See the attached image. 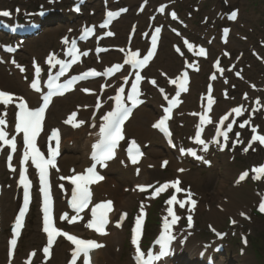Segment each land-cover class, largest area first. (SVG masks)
Instances as JSON below:
<instances>
[{
  "label": "snow or ice",
  "instance_id": "obj_1",
  "mask_svg": "<svg viewBox=\"0 0 264 264\" xmlns=\"http://www.w3.org/2000/svg\"><path fill=\"white\" fill-rule=\"evenodd\" d=\"M79 10V9H77ZM161 11H164L163 7L160 9ZM18 11V10H17ZM0 15L3 16H9L11 15L10 12L8 11H3L0 12ZM108 17H113L115 15H117L116 13H112L109 12ZM236 15L237 13L235 11H233L231 13L230 18L231 19H236ZM173 16H175V13H173ZM87 31H91V30H87ZM160 29L157 28L156 32L159 33ZM109 35H111V33H109ZM155 39L156 37H153V47H155ZM73 43V48L75 47V41L72 42ZM189 48L192 47V45H188ZM9 51H14V49H8ZM201 54L204 53V49H201ZM84 55H87V53H84ZM153 55L152 52H149L148 55L144 56L143 60H133L134 63H138L140 66H143L144 63L149 59V57H151ZM13 63H15V61H13ZM57 63H59L61 65V72L59 74H63L64 69L67 67V64L63 61H57ZM17 67H20L19 65H17ZM21 71H24V69L21 67L20 68ZM37 74L39 73L40 69L39 67H37L36 69ZM58 74V75H59ZM99 75V73L93 71L84 73L80 78H84L86 76H96ZM214 78V77H213ZM77 78L73 77L72 81H69V85H71V83H73ZM143 79V77H141L139 75V73L136 74V80L139 81ZM172 83H175V81H171ZM153 84L156 83V81H152ZM33 88H37L38 89V84L37 82H33L32 84ZM133 93L130 94L128 96L129 100L133 101V105L135 106V104L139 103V101L136 99V96L138 95V87L136 84H133ZM181 90L182 91H187V89L181 85ZM85 91H87V89H85ZM120 92H123V88L120 89ZM161 92H163V89H161ZM20 99V103H19V108H20V114H19V123L16 124V129L17 131H23L24 136H23V140L25 145L27 146V148H30L32 150L33 153V163H35L36 168H38L40 170V183L43 185V187L40 189L41 192L44 193V198H45V204H44V231L46 233H48V247H46L44 249V252L47 254L49 252V248H51L52 244L55 241V238L57 236L60 235H64L67 237L68 240H70L73 244H75L77 246V251L73 254V264H75V260H76V256L80 253L83 252L85 257H87V252L89 247H100V245L96 244L95 241L93 240H82V239H78L76 236L73 235H68L67 233H61L58 229L56 228H50L49 224L51 223V215H50V197H49V192H48V181H47V167L46 165L51 164L53 167H55V161H54V156H55V152H52V159H49L48 161H44L42 154L39 152V150L36 148V137L39 134L40 130H41V122L43 120V114L45 112V108L47 107L48 103L50 102V98L48 96L44 97V106L37 108L35 110H29L26 102L23 100V98H19ZM165 99H167V96L165 97ZM12 100V96L7 92V91H0V101L3 102L4 105H8L10 103V101ZM117 100V107L114 111L109 112L106 116L103 117L105 123L100 127V133L103 137V139L94 147L100 149V152L98 154V161L102 162L106 159L111 158L114 154H115V148L117 146V144L119 143V141L124 139V135L122 133V128L121 125L123 124L124 120H126L128 118V116L130 115V109L128 107H126L123 103L122 97L120 95H117L116 97ZM99 106V105H98ZM169 111V110H166ZM234 111L236 112L237 115L241 114V110L239 108L234 109ZM224 119H227V117H224ZM223 122V121H221ZM80 123H84L83 121H80ZM247 123V121L245 122ZM4 124V120L0 119V125ZM78 126V125H77ZM153 127L156 128H160L161 130L167 132V127L165 125V120L161 119L158 123L154 124ZM228 129L232 128V124H228L227 125ZM241 127H243V125H241ZM253 131H255V129H253ZM53 135H56L55 132H53ZM170 135V133H169ZM224 138L225 140H227V134L224 133ZM237 135H239V133H237ZM6 133L3 130H0V140H3L5 144H10L12 145L13 150H15V139L16 137H12L11 140H6L5 139ZM196 139L199 143L204 145V149L207 150L208 148V144H205L204 141L200 140V132L197 131L196 133ZM253 140H259L261 143H264V136H253ZM133 145H135V141L132 142ZM245 151H248L247 148L244 149ZM181 151H184V149H181ZM188 151L195 156L196 153L194 151H192L191 149H188ZM131 152V149H130ZM24 158L25 160H27L28 158V152L25 151L24 154ZM9 160H11V156L8 157ZM198 159H202V157H198ZM132 162L136 163L137 162V158L135 156L132 157ZM165 164H167V161L164 162ZM10 166V165H9ZM94 169H95V165H93L91 168L88 169L89 173L94 174ZM183 171V170H181ZM256 171H260V169H256ZM21 176V180L20 183L24 185V196H25V208H27L28 205V200H29V182L26 181L25 176H24V172L21 171L20 173ZM245 176H247V172H245L243 175L240 176L239 180H237V183H240V181L244 180ZM98 180H102L103 176H97L96 177ZM62 179H70L72 184H74L76 187L72 192V201H71V207L76 211V215L72 216L70 220H68L69 223H72L73 221H76L78 219V217L80 216V213L88 207V203H89V197L90 194L88 192V189L86 187V184L88 183L89 178L88 177H84V176H80V175H73L71 177H62ZM176 183H179V181H176ZM61 187H63L61 185ZM163 187H168V184H165ZM143 190V189H141ZM157 191H160V189H157ZM177 191H179V189H177ZM191 195V194H189ZM176 200V196L173 195L166 203H168L169 205L172 204L173 201ZM191 203L193 205H195L196 201L192 200ZM180 204V208L184 207V203L183 202H179ZM106 207V211H110L111 210V201L108 202L107 206L104 205H96V207H94L92 209V219L89 220L88 224L86 225L88 228H95L97 232L103 233L104 230V226L108 223L107 217H106V211L105 212H101V213H97V209L98 208H104ZM259 210L261 212H264V203H262L260 205ZM169 214L172 216L171 222L169 223L167 221V219L165 220V232L161 237V240L159 241V243H161L162 248H166L167 247V243L168 241H170L171 239H173L174 237L170 234V228L171 225H174L177 223V221L179 220V217L176 216L173 213L172 208L170 207L168 209ZM24 210H21L20 215L16 218V226L14 229L15 234L18 236L19 235V229L22 227V218L24 216ZM60 220H67L68 219V215L67 213H65L64 215L59 217ZM121 220L124 219V216H121L120 218ZM233 223H235V221H233ZM139 224H140V220L137 219V233L139 232ZM188 224L189 226H191L192 224V217L189 216L188 217ZM117 226L119 227V223L117 224ZM211 227V226H210ZM134 243H136V241H133ZM12 245L15 246L16 244V240L13 239L11 241ZM137 254L139 256V258H143V253L140 252L139 247H137L136 249ZM165 254V252H161V255ZM156 259H158V257H155ZM151 260V258H150ZM86 264V262H85ZM146 264H150L149 262H146Z\"/></svg>",
  "mask_w": 264,
  "mask_h": 264
},
{
  "label": "rangeland",
  "instance_id": "obj_2",
  "mask_svg": "<svg viewBox=\"0 0 264 264\" xmlns=\"http://www.w3.org/2000/svg\"><path fill=\"white\" fill-rule=\"evenodd\" d=\"M11 1L12 0H5V2L7 3H10ZM19 1L27 2V0ZM28 1L31 3L32 0ZM68 1L69 0H65V3H67ZM214 2H218V0H210L209 2L205 3L204 10L208 11V13H212L211 10ZM93 3H96V1H93ZM232 3L235 6H239L242 10L241 12L245 11L244 14H246L244 19H241L238 22L237 27L240 28V31L234 29L236 35H247L249 37V41L256 44L257 49L262 50L263 47L260 46V42L262 40L261 36L264 37V0H233ZM208 4H210V6ZM64 9L65 7H63L62 10ZM56 17L57 18L53 20L54 23H60L64 20V23L62 22L63 24L67 23V20H70L72 18V16L68 14H63L59 15V17ZM195 22L197 23L198 20H196ZM64 30L65 28L63 27L54 38H49L48 40H46V42L49 44H53L54 42L56 43L59 35L62 34ZM237 39L238 38L235 37L236 41ZM46 44L40 43L39 45H43L45 47ZM248 46L250 45L248 42H246L244 45L246 50L248 49ZM247 57L249 59L250 54H247ZM247 69L249 71L248 73L250 74V77L254 80L259 79L258 76L264 75V69H262L259 64H257L256 67ZM254 69H256V72L252 71ZM256 155H238V158L233 161L230 160L231 157L229 156H220L221 162H219L220 164L217 165V167L220 166L218 169L211 171L205 170V174H207L206 177L210 178L208 180H205L204 185L208 184L211 190H213V205L220 206L221 201L229 203L230 198H232L235 203L232 206L234 217L230 214L223 213L224 216L221 218H217L218 222L216 223V226L218 228H220L221 230H227L228 234L230 236L232 235V242L230 243L226 254L227 257H224L225 259H231L230 264H264V214H260V216L254 215V212H257L258 208H260L262 201L261 198L263 196L262 193L264 192V185L262 183L254 184L252 182H248L247 185H244L239 189L233 186L236 172L240 168L243 169L247 167L249 162L254 159ZM229 169L234 170L235 174L232 175V177H228L226 180H224V182L221 181L220 176L222 175L223 177V172H226ZM209 213L211 212H200L198 232L201 234L195 240L196 242L198 241V244L201 243L202 239H206L208 236V232L204 229V227H207L208 222H211ZM242 214H247L250 217V220H246L242 216ZM233 221L236 222V225L233 229H231V227H229V222L231 223ZM236 231L238 234L244 232L250 238L249 248L247 249L246 254L243 256H239V243L235 239L236 235H234Z\"/></svg>",
  "mask_w": 264,
  "mask_h": 264
},
{
  "label": "bare ground",
  "instance_id": "obj_3",
  "mask_svg": "<svg viewBox=\"0 0 264 264\" xmlns=\"http://www.w3.org/2000/svg\"><path fill=\"white\" fill-rule=\"evenodd\" d=\"M136 0H130V5L131 6H134L133 3H135ZM132 12V11H131ZM129 12L127 14V16L125 17V19L123 20V23H121L120 25L117 26L118 28V37L117 39L120 40L121 38V35L124 34V30H125V26H129L132 24V22H134L135 20L136 21H141L143 20V17H136L134 15H132V13ZM61 26L62 25H48V29L44 30L40 37L38 38L41 42H44L48 39V36L50 37H55L56 36V33H58L60 30H61ZM38 39H31L29 42V50H32L34 48L37 49V41H39ZM27 48V49H28ZM172 56L169 54V51L167 48H163L162 49V53L159 55L158 57V62H159V66H163V67H166L170 70L174 69V63H173V59L171 58ZM4 67V66H3ZM2 66H0V83H4L5 85L9 84L11 82V79L8 75L5 74V67L3 68ZM197 79L200 80V76H197ZM192 94V92L190 93ZM192 97V96H191ZM190 97V98H191ZM189 105H192V100L188 99L187 100V103H186V106L185 108H187V106ZM223 106H226L227 104L226 103H223L222 104ZM222 105L221 104H218L216 106V110L217 112H221L223 111L222 110ZM229 105V104H228ZM227 105V106H228ZM226 106V107H227ZM62 107V108H61ZM67 108V105H63L62 106V103L61 101H59V103L55 106L54 108V112L52 113V120H55L57 118V115H59V110L60 111H64L65 109ZM154 113H155V110L151 107V106H144L138 113L137 115L134 117V119L132 120L130 126H131V129L132 131H134L135 133V136L138 137V138H143V139H146V138H152V133L150 131H147V130H144V121L147 123V122H151L152 119L154 118ZM139 132H141V134L139 135ZM78 144V143H77ZM86 143L84 140L82 141H79V145H75L73 148H69V147H66L68 145H66L65 147V154L67 152V154L65 155V158L69 159V160H65L64 161V164L66 163H72L73 162L75 164H83L85 163V154H84V149H86ZM154 146L152 147V150L150 151V154L152 155V161H154L156 158H159L160 156H163L165 153H166V148L165 146L160 143L158 140L154 139ZM74 160V161H73ZM218 159L214 160V162H218L217 161ZM116 171L113 170V173H115ZM115 174H119V175H114L111 179V182L113 183H116V184H120V182H123L124 181H127V183H134V182H141V178L137 179V178H132L130 177L129 179L128 178H125L122 176V172L121 170H118ZM223 177L222 175L220 176L221 178V181L224 182V180H226L228 177H232V175L235 174V171L232 170V169H229L227 170L226 172H223ZM190 175V176H189ZM119 176H122V179L120 180L119 179ZM190 183H194L195 186H196V189L201 192V193H210L211 190H208L207 189H204L203 188V181H204V178L205 176L203 174H201L200 172H195L193 174H187L185 175ZM141 177H144V174L141 175ZM222 182V183H223ZM264 182V180L262 181ZM245 185V183L243 184H238L237 185V188H242L243 186ZM106 192L107 193H110V195H116L118 193V189L119 188H111V189H108L106 186ZM216 191V190H215ZM134 196L132 195H122L121 197H119V207L120 208H127V207H132L130 204L131 202H134V199H133ZM213 197L208 195V194H205V196L203 197V202L205 203H213ZM222 202V201H221ZM234 201L232 198L229 199V203H225V202H222V205L225 207L226 209V213L230 214V215H234L233 214V209H232V206L234 205ZM11 205V203H10ZM199 208H202V207H199ZM198 209V208H197ZM209 216L211 217V220L212 221H216V218L218 216H221L223 217L224 214L222 211H220L219 209L217 208H214L212 210V213L209 214ZM119 239H120V236L117 234V233H114L111 237H110V241H111V244H110V247L111 249L108 251V252H111L113 253V246L117 243H121L119 242ZM111 255H109V258H110ZM194 261H193V258H191L188 262V264H193Z\"/></svg>",
  "mask_w": 264,
  "mask_h": 264
}]
</instances>
